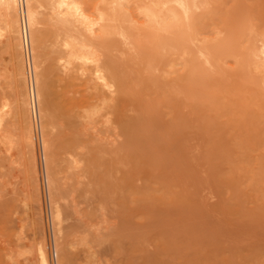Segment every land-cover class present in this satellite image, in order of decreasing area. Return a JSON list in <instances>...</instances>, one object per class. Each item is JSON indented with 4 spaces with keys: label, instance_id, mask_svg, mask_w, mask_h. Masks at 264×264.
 Segmentation results:
<instances>
[{
    "label": "rangeland",
    "instance_id": "374dc122",
    "mask_svg": "<svg viewBox=\"0 0 264 264\" xmlns=\"http://www.w3.org/2000/svg\"><path fill=\"white\" fill-rule=\"evenodd\" d=\"M80 2L88 15L92 14L96 18L105 12L107 5V0ZM210 2L207 8L197 11L195 26L198 34H195V43L193 41V45L189 46V49L197 51L210 44L217 45L219 50L216 52L217 62L212 69L213 73L210 70L199 71L205 77L202 81L205 90L201 88L200 78L197 81L200 90L196 87L197 83L192 82L194 87L186 83L190 85L187 87L182 80L189 74L192 62L190 51L184 55L171 54V60L166 58L165 62L168 63L157 66L152 73L139 69L140 59H136V64L137 62H133L134 57H131L132 62L126 59L127 55L124 57V53L129 55V51L131 56L137 55L131 45L125 46L123 43L122 47L119 45L120 49L112 52L120 61L124 57L122 61L132 63V69L136 67L132 70L135 71L134 74L137 69L138 73H142L141 85H137V97L143 104V111L141 124L136 130L140 133L138 142L131 135V130L113 128L102 133L103 126L97 125L99 129H95L98 130L97 135L100 134L98 138H104L102 146L107 151L102 153L106 162L104 168H99L95 161V145L99 141L95 142L97 137L94 128L91 129L92 134L91 130L85 132L87 126L85 131L80 127L81 131L87 133L85 135L82 131L85 136L82 138L85 140L79 143L76 150L68 147L75 140L74 137H77L80 128L77 125L79 129L77 128L76 133V127L74 124L70 127L72 121L69 122L64 115H71L69 108L72 98L81 100L85 95L88 96L86 86L89 87L87 80L90 76L86 72L84 76L81 74L83 78L74 72L77 77L73 80V75L69 76L72 73L62 69L61 63L59 65L54 60H49L54 55L49 46L55 41V28L51 32L52 27L48 26V21L40 25L44 36L52 37L51 40L48 39L47 48H44L42 41L34 48L29 42L27 53L33 79L37 69L34 61L37 51L45 50L46 53L47 60L45 56L40 57L44 58L43 70L48 66H59V71L51 76L54 81L51 82L54 97L60 95L53 97L55 104H61L58 113V108L55 109V115L58 114L59 118L56 117L60 122L64 117L61 122L64 126L57 125L60 124L58 122L55 128L56 118L48 129L51 130L49 136L53 146L50 157L54 161L53 169L59 184L57 191L62 190L65 196L61 200H55L58 205L59 202L61 206L63 204L62 209L65 203L73 204L71 207L75 209L74 215L71 212L72 219L66 215L72 209H65L66 214L63 212L65 219L66 216L71 219L66 220L68 223H57L53 219V199L58 192L53 194L48 188L46 172L49 171V163L48 160L44 162L48 156L45 159L43 155V141L47 137L44 128L46 119L43 112H40L43 111V105L38 102L34 87L32 102L38 142L34 144V151H30L32 155L28 152L27 123L19 107L21 83L17 69L21 49L6 20H0V114L3 116L0 118V203L4 199L0 204V264H47V259L52 264H62L66 260L67 264H264V57L261 61V56H264V0ZM131 3L127 4L128 12L126 11L130 15L129 21L133 22L130 24H133L132 27L135 25L133 29L138 38L144 39L147 23L144 22L145 26L142 24L146 19L140 12L142 8L138 10L139 5ZM47 10L52 13L49 8L42 11L47 13ZM94 40L99 44L97 48L102 49L100 52L104 53L100 44L103 38L96 36ZM123 46L129 48L125 49ZM143 50L147 51L148 46ZM255 51L261 54L259 60L249 57ZM121 53L123 56H120ZM257 61L263 62H259L262 65H257ZM207 74L211 75L208 77ZM15 77L19 81L16 82ZM210 77L211 80L216 79L218 84L215 82L216 85L214 83L213 86L214 81ZM161 84H167L166 88L160 87ZM179 84L184 90L177 89ZM167 87L174 88L175 91H170ZM164 89L167 97L173 93V99H177H174V103L178 107L174 108L172 102L171 106L166 104ZM87 90L91 91L89 88ZM187 91H190L187 97L193 94V98L181 97V93L186 96ZM59 111L65 114L59 116ZM129 114L140 115L136 111H130ZM178 116L184 121L180 123ZM41 127L44 128L42 131L45 139ZM51 128L58 134L51 133ZM81 131L79 135L82 134ZM69 136L70 139L67 138ZM78 138L81 141V136ZM85 143V148H80ZM216 149L215 154L213 151ZM65 151L67 155L63 154ZM91 152L93 154L90 156ZM30 155L32 161L34 156L33 162L40 169L37 167L36 175H33L34 163L30 160ZM76 156L82 162H77L78 166L74 168L71 163L75 161L74 164L77 165ZM110 162H120L119 171L108 166ZM101 168L104 172H100ZM106 170L108 173L116 172L115 176L111 172L113 178L110 175L109 178ZM93 173L96 176L97 173L100 174V181ZM104 173L107 176L102 175ZM101 177L108 181L105 187L100 183ZM113 179H116L115 182L123 180L124 186L122 189H112L115 186H111L113 193L110 191V195L108 187ZM96 182L99 183L96 186L105 188V195L108 192L107 197L102 196L103 191H97L99 187L94 186ZM115 182L113 183H118ZM14 185L19 187L17 189L20 192ZM12 193L16 194L15 197ZM76 211L78 217L76 215L74 218ZM240 211L244 213L241 214ZM73 219L81 221V228H77L81 224L75 225ZM68 226H75L76 232L67 230ZM71 228L70 230L75 229ZM85 230L94 232L89 231L90 234ZM87 234L90 235L87 237V241L91 242L89 244L85 239ZM79 237L83 239V243L78 241ZM66 239L68 240L65 241Z\"/></svg>",
    "mask_w": 264,
    "mask_h": 264
},
{
    "label": "bare ground",
    "instance_id": "6f19581e",
    "mask_svg": "<svg viewBox=\"0 0 264 264\" xmlns=\"http://www.w3.org/2000/svg\"><path fill=\"white\" fill-rule=\"evenodd\" d=\"M131 2H136L137 3L136 5H139V6H137L138 10L140 7L142 8V9L140 8L141 9L140 12H142L144 14V20L146 19V21H143V24H142L145 26V24L147 23L146 27H145L144 34L142 33L144 36V39L138 38V36L135 34L134 29H133V28H135V25H134V27H132L133 24L132 25L130 24L133 22L129 21L130 15H128V13H127L128 12L127 11V7H128L127 4H129ZM138 2L139 3L141 2V3L138 4ZM106 3H107V5L105 7V12L102 13L100 15V17L96 18V17H92L91 16L92 14H90V13H89L90 15H88V13H87L88 11H86V9L84 8V6H83L82 2H80V0H0V20L1 19L6 20V23L11 27V29L14 33V38L17 41L16 42L17 46L19 47V49H21V51L19 53L20 54V61L18 64V69H17V76L20 79L15 77L14 80L16 82L20 80L19 83H21V89H20L21 91L19 90L20 94H21V98L19 97L21 99V103H20L19 107H20V113L24 117V119H26V123H27L26 128H27L28 133L26 134V136L29 140V145H28L29 151L28 152L30 154H31V152L34 151V146H35L34 144H37V142H38V138H37L38 133H37V128H36V124H35V117H34L35 112L33 109V102H32L33 92L35 93V91H36V97L38 99V102L43 105V108H42L43 111H40V112H43V116L46 119V122H45V119H43V120L46 123V125L44 124L45 125L44 128H45V135L47 136L45 139V136L43 135V131H42L44 129V128L42 129V127L44 126L43 125L41 127V132H42V135L44 136V139H45V140L42 139V140H44L43 141V149H44L43 155H45V159L48 156V158L44 161V162H47V160H48V163H49L48 164V170L49 171H48V173L46 172L47 178H48V188L50 190H52L53 194L58 192L55 194L54 199H53V203L55 205V211H54L55 217H53V219L55 218L54 220H56L57 223H59V222L61 223L62 221L67 222L70 218H68V216H66L67 219H65L63 217V212H64V214H66L68 210H70V209L73 210V208L71 207V206H73V204L69 205V203H65L64 208H63L64 210H63L62 209L63 204L61 206L60 205L61 203L59 202V205H58V201L55 200V199L59 200V198L61 200L62 199L61 197L65 198V196L62 194V192H61L62 190H60L61 188L59 189L60 191H57V189L59 187L58 186L59 184L57 183L58 179L54 173L55 170L53 169L55 167V166H53L54 161L50 157L52 154L53 146H52V141H51L52 139L49 136V131H51V130L48 129V126L51 125L56 120V118L58 117L57 111L61 107V104L60 105H58V103L55 104V101H53L55 99H53V97H54L53 92H52L53 91L52 90V84L53 83L51 82V80L53 81V79H51L52 78L51 76L54 74V72L59 71V66L56 65L52 68H48V67H51V66H48L45 70H43L42 63H43L44 58L47 60L46 53H45V50H44V52H38L37 51L35 59H34L36 65H37V69L35 71V78L33 79V76L31 74V67L29 64V56L27 53V51H28L27 46H28L29 42H30V46L34 48V47H37L38 43L42 41V42H44V48L45 49L47 48L48 39L51 40L50 38H52V37L48 36V38H47L46 35L44 36L43 30L40 27V25L44 21H48L47 22L48 26L52 27V29H51V27L47 26V28L51 29V32L55 30V36L53 37V39L55 38V41L52 40L53 41V43L51 42L52 46H51V44H50V46L48 45L50 47V51H53V54H54L53 56H50L51 52H49V56L51 57V58H49V60L52 59L55 62H57L56 64H59V65L61 63L60 67H62V69H65L67 72L72 73L69 75L70 77L73 75L71 77L72 79L73 78L76 79L77 76H75V73L80 74V76L83 77L84 73L87 72V74L90 76L87 80L89 87L86 86L87 88H89L91 90V91H88L86 88V93L89 92V93H87L88 96L85 95L84 98L81 97L82 98L81 100L78 98H72L70 100V108H69L71 115L69 114L70 116H68L66 114L64 116H65V118L68 117L69 122L72 121V123H70L71 124L70 127H73V124H74V126L76 127V130H75L76 133L78 132L77 131V128H78L77 125H79V128L80 127H82V129L84 128L83 129L84 131L87 129L85 132H89L88 130H91L94 128L93 131L95 132L94 134L97 137V139L94 137L96 139L95 142L99 141V143L97 145H95L96 149H97L95 151L97 153L94 152V154L95 153L97 154V157H95L96 158L95 161L97 164H99V168L106 164V162L104 161L105 156L103 155L104 157L102 158V153L107 152L105 150V147L102 146L104 144V140H102V139H104V138H102V139H101V137L98 138V136L100 135L99 133H98L99 135H97L98 130L96 131V129H99L98 127H100V125H102L104 128V129H102V133H104L103 131H105V130H108V129L110 130L113 128L121 129L123 131L131 130L132 131L131 135H133V138L135 140H137V142H138V136L140 133H137L136 130H137V127L140 126L141 121H142L141 113L143 111V108H142L143 104H142V102H140L138 100V97H137L138 89L137 88L141 85L142 73L141 74L138 73L139 70L137 69V72H136L137 74L136 73L135 74L138 76H136L134 74L135 71H132V70H135L136 67L132 69V67H131L132 63L129 64V61L132 62L131 57H134L133 62H137V60L140 59V62H139L140 68L139 69L140 70L142 69L141 71L152 73L153 70L156 69L157 66H160L162 63L167 64L168 62H165V60L167 61L166 58H169L171 54L172 55L174 54V56L175 55H184L185 52L188 51V53H189V51H190V54H191L190 56H192V60H191L192 62H191L189 74L187 76H185L184 78L181 77L182 75L180 76L181 78H183L182 80H183L185 86H187L188 84L193 86L192 82H194V84L197 83V81L199 82V80H198L199 78L201 79V81L199 83L202 85L203 84L202 81H204L205 77H204L203 72H202V74H201L202 78H201L199 71H201V70L209 71L210 70L213 73L212 69H214V67H216V62H217V58H216L217 53L216 52L219 51V50H217V45L206 44V46H202V49H199L197 51L191 50V48L189 49V46L194 41L195 34L197 33V28L195 26L197 11L207 8L208 5L211 3L210 0H107ZM213 3H214V1H213ZM46 8L51 9L52 13L50 14V11L48 12V10H47V13H49V14L42 11L43 9H46ZM144 22H145V24H144ZM53 35H54V32H53ZM134 35H136V36H134ZM96 36L103 38V40L101 41L100 44L103 47L104 53L100 52L102 49L100 50L99 48H97V46L99 44H97L94 40V37H96ZM194 43H195V41H194ZM122 44L125 46L131 45V47L134 48V50L137 52V55L133 54L134 56L130 55V54H132V53H130L131 51H129V55H128V53L127 54L124 53V57H125V55H127L128 58L126 56V59L127 60L130 59L128 62L122 61L123 59H125L124 57L120 61V59L117 58L118 56H114L112 54V52L115 49H117V50H118V48L120 49L119 45H121V47H122ZM223 44H224V41H223L222 45ZM191 45H193V44H191ZM125 46H123V48H125V49L129 48V47L127 48ZM147 46H148V50L144 52L143 49ZM51 48H53L54 50H51ZM132 48H130V49L132 50ZM125 49H123V51H125ZM260 52H262V50ZM260 52H259V54L256 53V51H255V53L251 52L252 54L249 57H251L253 59L257 58V60H259L260 59L259 56H261ZM42 56H45V57L43 59H41L40 57H42ZM49 56H47V57H49ZM120 56H123V54L121 53ZM172 57L173 56H171V58ZM262 57H264V56H261V61L263 60ZM120 58H122V57H120ZM171 58H169V60H171ZM259 62L260 61H257V65L260 66V65H262L260 63H263L264 60H263V62H260V63ZM136 64H138V62ZM132 66L134 67L135 64H133ZM263 66H264V64H263ZM241 68H244V67L241 66ZM68 74L69 73H67V75ZM81 74H83V76ZM59 75H61L60 72H59ZM208 75H211V74H207V76ZM214 75H215V73H214ZM212 77H213V75H212ZM16 78L19 80H16ZM67 78H68V76H67ZM71 78L67 79V81L69 82V80ZM59 80H61V79H59ZM182 80L180 83H182ZM210 80H211V77H210ZM212 80H213V78H212ZM215 80H213L214 82L212 81L213 83L211 82L212 85L215 82L217 83V80L216 81ZM62 81H65V79ZM178 82H179V80H178ZM206 82H207V80H206ZM131 83H133V84L131 85ZM186 83H188V84L186 85ZM216 83L214 85H216ZM85 85H87V83ZM137 85H138V87H137ZM166 85L167 84H161L160 87L166 88ZM190 85H188V86H190ZM69 86L71 87L70 84H69ZM203 86L204 85L201 86L202 89L204 88ZM32 87H34L35 91L34 90L32 91V89H33ZM70 87H68V88H70ZM178 87H179V88H177L178 90L182 89V88H180V84ZM193 87H192V89H193ZM196 87L200 90L198 83H197ZM167 88H169V87H167ZM171 89L174 90V88H171ZM171 89H170V91H172ZM187 89H189V88H187ZM92 90L94 91V93H92ZM182 90H184V89H182ZM203 90H205V89H203ZM179 91H181V90H179ZM191 91H193V90H191ZM165 92L166 91L164 89V94H165L164 97H166V98H164V99H166L165 102H166V104H168V105L170 104L169 106H171V102L173 104L175 102L174 99H176V98L173 99V97H172L173 93L171 94V96L167 97ZM188 93H190V91H187L186 92L187 95L185 96L184 93L182 92L181 94H183V96H181V97L186 98L187 96H189ZM20 94H19V96H20ZM64 94H65V91H64ZM174 94H176V93H174ZM191 95L193 96V94H191ZM191 95H190V97H191ZM57 96H60V95H57ZM57 96H55V97H57ZM190 97H187V98H190ZM191 98H193V97H191ZM216 98L218 99V97H216ZM60 99L61 98H59V100ZM66 101H68V100H65V102ZM176 101H177V99H176ZM177 103H179V100ZM17 104H19V103H17ZM176 105L177 104L174 103V108L178 107ZM55 109H57L56 110L57 115H55ZM60 110H62V108ZM63 110H65V109H63ZM0 111H1V109H0ZM130 111H136L140 115L131 116L132 114L131 115L129 114ZM63 114H65V112ZM63 114H61V111H59V116H63ZM2 117H3L2 114H0L1 119H2ZM58 118L56 120L57 122L54 123L55 128H57L56 124L58 122H60L58 120ZM63 118H62V121H63ZM70 118H72V119H70ZM178 120L180 121V123L184 121L183 118H181L180 116H178ZM64 121H65V119H64ZM61 122H60V124L58 123L57 125L64 126L63 123H61ZM64 124H66V123H64ZM80 125H82V126H80ZM97 125H98V127H97ZM85 126H87V128ZM79 130L81 131V128ZM53 131H54V129H52L51 133L55 134L56 132H53ZM93 131L91 130L92 134H93ZM79 132H78V135H79ZM83 132H82V134L79 135V136H81V138H80L81 141H78L79 136L77 135V137H74L75 140H73L72 144H69L70 146H68V147H70L71 150H72V148H73V150H74V148H75V150H76V148L78 149L79 143L82 142V140H85V139H83L85 137V136H83ZM57 134L58 133H56V135ZM86 134L87 133H85V135ZM67 138L70 139L71 137L69 136ZM65 140H63V141L66 142ZM58 142H60V140ZM86 142H87V140H86ZM88 143H87V145H88ZM94 143H93V145H94ZM85 146H86V143L84 146L82 144V146H80V148L81 147L85 148ZM90 146L92 147V143ZM36 152H37V150H36ZM214 152L216 154L217 149H216V151H213V153ZM63 154H66V151ZM92 154H93V152H91L90 156ZM31 155H30V160L32 161ZM60 155H62V154H60ZM76 155H78V154H76ZM82 156H84V155H82ZM63 158L66 159V157H62V159ZM75 158H76L75 159L76 164H77V162H78V164L80 162H82L81 159L79 162V159L77 158V156ZM92 159H93V157L89 161L91 162ZM33 161L35 162L34 156H33ZM33 161H32V163H34ZM89 161H88V164H91V163H89ZM71 162H72V160H71ZM71 162H69V163H71ZM74 163H75V161L72 162L71 164L73 165V167L75 166L74 168H76L78 166V164L75 165ZM115 163L116 162H110V164L108 166H112L113 169L116 168L115 171L117 172V171H119L118 167H119L120 162H117L116 164ZM35 164L36 163H34V165H33L34 172L33 171L32 172L35 173L33 175H36V173H38V170H40L39 167L36 166L37 164L36 165ZM93 164H94V162H93ZM85 166H86V162H85ZM37 167H38V170H37ZM103 168H104V166H103ZM103 168H101L100 172H102L104 170ZM85 169H87V168H85ZM113 169H112V171H113ZM119 169H120V167H119ZM89 170H90V168H89ZM110 173H108L106 170V174H108L109 178L112 177L111 176L112 174L110 175ZM112 173L115 176V173L114 172H112ZM97 174H98V176L100 175L99 173H97ZM106 174L104 173L102 175L107 176ZM94 175H92V176H94ZM98 176L95 175V178L96 177L98 178ZM95 178H93V179H95ZM98 179H96V180H98ZM101 179H102V177H101ZM116 179H118V178H116ZM116 179H113L114 181L109 182V187L107 185V187L109 189V193H110V191L111 192L113 191L112 189H116L117 187L120 189L123 188L124 181L120 179V180H117L118 181V183H117V181L115 182ZM99 181H100V179H99ZM119 181H120V183H119ZM35 182H37V180ZM107 182L105 179H102V181L100 183H102L103 186L105 187ZM113 182L117 183L118 185L114 184ZM96 184H99V183L96 182L94 186H96ZM15 185H14V187H15ZM97 186H96L98 188L97 191L100 190V192H101L105 189V188L102 189L103 188L102 186H101L102 188L99 185H97ZM111 186L112 187L115 186V187L112 188ZM17 188H19V187H17ZM110 188H112V189H110ZM9 189H10V187H9ZM16 189H15V191H16ZM108 189H107V191H108ZM7 190H8V188H7ZM18 191L20 192V190H18ZM103 192H104V194L102 193L103 195L102 194H100V195L107 197L108 192L106 195H105L106 190ZM7 193H9V192H7ZM112 193H110V195ZM18 194H17V196H18ZM14 195H16V194H13V197H15ZM50 195H52V194H50ZM56 195H59V196L57 197ZM110 195H108L107 199H109ZM165 195L167 196V194H165ZM10 196H12V195H10ZM50 198H52V197H50ZM2 201L4 202V199ZM3 202H1L0 204H2ZM67 204L69 207L66 206ZM75 206L76 205H74V207ZM65 209H67V211ZM72 210H70L69 213H67L66 215H69V217H71V215L75 212L74 211L75 209L73 211ZM71 212H72V214H71ZM240 212L242 214L243 211H240ZM76 213H77V211H76ZM76 213H75L74 218H76V215L78 217V213L77 214ZM239 214H236V215H239ZM88 216H90V213ZM72 217H71V219H72ZM63 219H65V220H63ZM77 219H80V218H77ZM73 220L75 221V219H73ZM77 221H75V223H74L75 225H78L79 223L81 224V221L80 222H77ZM72 225H73V223H72ZM81 226H82V224L79 225V227L77 226V228H81ZM71 227L75 228V226H68L69 229H67V230H69L70 232L75 230V231H73V233H75L76 228L72 229ZM70 228L72 230H70ZM61 230H63V229H61ZM79 230H81V229H79ZM89 231H91V230H89ZM89 231L85 230V232H87V233H90ZM80 232L82 233L83 231H80ZM91 232H94V230ZM73 233H71V234H73ZM100 233H101V230H100ZM76 235H77V233H76ZM85 237H86L85 238L86 242H88L87 244L91 243L90 241H87V239H88L87 237H90V235L87 234ZM68 239H66L65 241H67ZM79 240L81 243H83V241H82L83 239H80V237H79L78 241ZM75 241H77V239ZM75 241H73V242L75 243ZM71 244H73L72 241H71ZM84 245H86V244H84ZM70 247H72V246H70ZM61 250L62 249H60V251ZM63 250H64V248H63ZM67 253H66V255H68ZM65 258H66V256H65ZM68 259H71V258H68ZM64 260H66V259H64ZM67 261L68 260L64 261L62 264L66 263ZM47 262H48L47 264H52L51 263L52 261L50 259H47ZM69 263H70V261H69Z\"/></svg>",
    "mask_w": 264,
    "mask_h": 264
}]
</instances>
